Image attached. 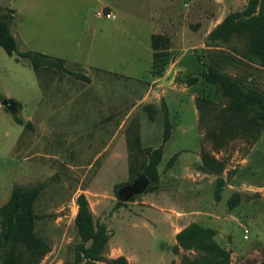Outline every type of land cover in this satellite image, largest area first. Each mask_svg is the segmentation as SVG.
I'll return each mask as SVG.
<instances>
[{
  "label": "rangeland",
  "instance_id": "rangeland-1",
  "mask_svg": "<svg viewBox=\"0 0 264 264\" xmlns=\"http://www.w3.org/2000/svg\"><path fill=\"white\" fill-rule=\"evenodd\" d=\"M218 1L224 7L215 23L228 11L246 6L242 8L243 0H213L214 15ZM59 2L1 0L2 6L16 11L11 29L19 51L80 60L74 68H45L37 76L19 52L9 55L0 45V93L22 103L18 113L26 122L35 121L25 128L0 100V206L15 185H41L35 203L36 234L50 250L38 264L73 260L80 242L75 216L81 193L94 221L106 224L110 234L100 264H114L118 256L130 264H179L184 255L198 254L178 247L176 241V234L192 222L216 230L215 240L232 251V264H258L264 257V124L232 114L229 100L214 85L201 82L186 89L189 76H202L209 44L230 54L232 47L206 41L204 51L203 43L190 44L198 37L187 36V46L176 42L173 49L171 41L166 55L154 61L150 76L149 27L169 16L180 19L188 8L185 3L194 14L203 0H119L123 14L141 15L148 22L122 23V31L109 38L83 31L82 18L94 15L93 0H70L64 8ZM62 16L69 22L61 23ZM233 45L241 49L244 43ZM178 57L187 75L172 67ZM95 67L113 72L100 75ZM80 68L87 69L94 85L88 87L91 79L74 75ZM224 70L264 89V67L259 64L246 61ZM174 83L182 101L169 108L163 92ZM194 92L200 94L199 109L191 98ZM78 94L84 96L75 103ZM167 127L174 137L158 166L159 183L150 181L144 192L120 198L118 190L139 177L143 148L159 147ZM183 152L181 164L178 156ZM202 152L209 155L207 165ZM218 177L224 179L219 201L214 196ZM232 197L238 204L230 208Z\"/></svg>",
  "mask_w": 264,
  "mask_h": 264
},
{
  "label": "trees",
  "instance_id": "trees-1",
  "mask_svg": "<svg viewBox=\"0 0 264 264\" xmlns=\"http://www.w3.org/2000/svg\"><path fill=\"white\" fill-rule=\"evenodd\" d=\"M13 19L14 10L2 6L0 0V45L6 53L13 55L19 52L21 57L30 62L37 75L50 67L63 70L66 61L62 58L35 50L19 51V42L11 29ZM207 40L210 43L231 46L233 52L225 53L222 49L211 48L214 44H209L206 68L202 73L204 81L214 85L229 100L227 107L232 114L247 117L250 123L263 125L264 89L252 86L244 76L228 73L224 67L246 61L264 67V0H248L243 10L228 13L208 34ZM235 41L243 42V47L240 49L234 46ZM170 42L167 36L159 33L152 34L154 61L166 55ZM74 75L81 80H90V77L79 72ZM197 81V76H189L187 79L189 85ZM204 97L201 96L200 100H205ZM4 98L5 96L0 93V100ZM12 100L19 112L22 109V103ZM197 101L198 98H196V107L199 109ZM18 112L12 113L14 120L25 128L30 127L32 122H26ZM252 112L255 116L250 117ZM170 136L171 130L167 127L163 141H167ZM135 137L139 141V136ZM143 152L145 159L137 176L147 175L156 186L160 181L158 166L163 159L164 146L161 144L159 147H146L143 148ZM176 157L177 154L170 159L169 163L171 164ZM201 158L207 165L209 155L202 152ZM216 182L214 196L219 201L224 179L218 177ZM40 193L41 185L32 187L15 185L8 200L0 206V264H38L50 250L48 242L36 234L39 216L35 210V203ZM77 204L75 226L80 242L75 246L74 258L68 264H100L110 240L107 226L94 221L89 201L84 193L77 197ZM237 204L238 199L230 198V208ZM215 235V229L203 227L197 222L185 226L176 234L178 247L194 250L198 254L194 257L184 255L179 264H232V251L220 245L215 240ZM114 264L130 263L125 256H118L114 259ZM258 264H264V257Z\"/></svg>",
  "mask_w": 264,
  "mask_h": 264
},
{
  "label": "crops",
  "instance_id": "crops-1",
  "mask_svg": "<svg viewBox=\"0 0 264 264\" xmlns=\"http://www.w3.org/2000/svg\"><path fill=\"white\" fill-rule=\"evenodd\" d=\"M94 2V15L90 16V17H86V18H82L83 23L85 24L83 27V31L85 33L90 32L92 30V32L96 35L102 36L103 38H109L111 37V35L113 36V34H116L119 31H122V26L121 24L124 23L126 24V22L129 21H133L135 22V24H139V23H144L146 24L147 18H144L141 15H137L135 14V16L133 15H125L123 14V10L121 11L119 5V0H93ZM242 3V8L245 6V4H247V0H243V2H240V4ZM60 6L62 8L68 6L70 4V0H60L59 2ZM33 5V3H32ZM186 7L188 6V8L185 10V12L183 14H181L180 19L176 20L175 18L169 16L168 19H166L165 21H159L156 23L155 26H151L149 27V31H148V36L150 38V45H151V36L154 33H159V34H166L169 35L171 37V41L173 44V49H175L176 47H174L176 44V42H180L181 44H183V46H187V44L189 42H186V37L187 36H192L191 38H196L198 37V41L197 42H191L190 44H201L203 43V47L201 49H204V51L206 50L207 47H205L206 45V41L207 40V36L208 34L212 31V29L218 24L220 23L224 17L229 13V11L224 14V16H222V18H220L216 23L215 20L218 19L219 17H221V12L223 10V2L218 1L215 3L217 12L215 13V15L213 14V0H203V2L201 4H199V9H196V11H194V14H192V10L189 8V5H187V3H185ZM220 8V9H219ZM12 10L15 11L14 8H11ZM89 10H92L91 7L89 8ZM102 10H105V12H111L114 16H112L111 18H107L104 15L99 14V12H101ZM242 10V9H240ZM93 18V21H90ZM153 20H155V17L152 16L151 17ZM61 23H68L69 22V18H66L64 16H62L60 18ZM156 21V20H155ZM158 21V19H157ZM92 22V26H90L89 24H91ZM154 22V21H153ZM88 24V25H87ZM126 30V28L124 29ZM193 32V34H192ZM197 35V36H196ZM186 44V45H185ZM196 45H193L192 47H195ZM199 47H201L199 45ZM188 48V47H186ZM55 57H59L64 59L65 62V66L71 69L72 66H78L80 64V60H78V58H73V59H69L68 57H65L64 55H59L57 53H46ZM150 76H151V72L153 69V55H154V50L152 48L151 45V52H150ZM180 57H178L177 59L175 58L174 62L172 63V67H176V71L175 72H180L182 74H186L185 70H188L187 67H181L178 64L181 62L179 61ZM74 68V67H72ZM99 73H101L100 75H104V76H108L111 75V69L107 70L103 67H95ZM80 72L82 74L87 75L88 77H90L91 81L87 83L88 87H91L92 85H94V78L92 76H90L86 70L84 68H80L79 69ZM74 71V70H73ZM76 71V70H75ZM97 71V72H98ZM203 73V71H202ZM189 74V73H188ZM38 76V75H37ZM117 76L120 77H125L121 74H117ZM198 77V81L195 84L189 85L186 89H194L196 87L197 84L201 83V82H205L204 79L202 78V76L195 75ZM130 78V77H129ZM161 80H165V77L162 79L160 78L157 81H161ZM79 81V80H78ZM174 82V81H173ZM80 84V82H78ZM104 83V82H102ZM175 84V83H174ZM153 88V87H152ZM181 89L175 84L172 85V89L171 90H167L166 92H163V95L165 97V101L168 105V107L170 108V104L174 103V102H180L182 101V96H181ZM84 95H76L73 96V99L76 100V102L79 101V98H81ZM200 96V94H196L195 92L191 95V98L196 102V98ZM98 97H100L101 99H103L104 101L107 100V98L104 95H99ZM20 102V101H19ZM41 101H37V104L40 103ZM52 110V108H51ZM53 112V111H52ZM31 122L34 124L35 121ZM24 133V132H23ZM22 133V134H23ZM22 135L20 136V138L17 139L16 144H15V148L18 145L20 139H21ZM115 137V135L113 136ZM174 134L172 131V134L170 136V138L167 141H163V146H164V153L166 151V148L169 146V143L173 140ZM154 147H158V146H154ZM183 150V149H181ZM180 151V150H179ZM177 151V152H179ZM163 153V155H164ZM185 152L179 154L178 156V163L180 162L181 164H183V155Z\"/></svg>",
  "mask_w": 264,
  "mask_h": 264
},
{
  "label": "water",
  "instance_id": "water-1",
  "mask_svg": "<svg viewBox=\"0 0 264 264\" xmlns=\"http://www.w3.org/2000/svg\"><path fill=\"white\" fill-rule=\"evenodd\" d=\"M2 106L10 110L11 113L18 112V107L15 104V102L5 97L3 100H1ZM150 178L147 175H141L137 179H135L131 184L126 185L118 190V195L122 199H129L135 194L142 193L146 190L148 187V184L150 183Z\"/></svg>",
  "mask_w": 264,
  "mask_h": 264
},
{
  "label": "built area",
  "instance_id": "built-area-1",
  "mask_svg": "<svg viewBox=\"0 0 264 264\" xmlns=\"http://www.w3.org/2000/svg\"><path fill=\"white\" fill-rule=\"evenodd\" d=\"M99 14L106 16L107 18H111L112 16H114L111 12H105V10H102L101 12H99ZM247 237V236H245Z\"/></svg>",
  "mask_w": 264,
  "mask_h": 264
}]
</instances>
